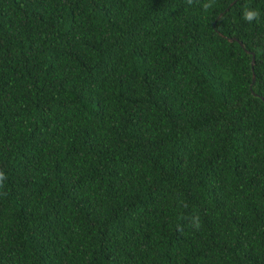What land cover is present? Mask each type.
<instances>
[{
  "label": "trees",
  "instance_id": "trees-1",
  "mask_svg": "<svg viewBox=\"0 0 264 264\" xmlns=\"http://www.w3.org/2000/svg\"><path fill=\"white\" fill-rule=\"evenodd\" d=\"M201 2L0 0V264H264V0Z\"/></svg>",
  "mask_w": 264,
  "mask_h": 264
},
{
  "label": "clouds",
  "instance_id": "clouds-1",
  "mask_svg": "<svg viewBox=\"0 0 264 264\" xmlns=\"http://www.w3.org/2000/svg\"><path fill=\"white\" fill-rule=\"evenodd\" d=\"M189 4L193 2V0H187ZM216 6V0H202L201 8L207 12L213 9ZM261 16L260 11L255 8L245 6L242 17L245 21L252 23L253 21H259ZM6 179L5 174L3 171H0V187H3V182ZM6 195V193H5ZM192 226L197 230L200 228V222L198 217H192Z\"/></svg>",
  "mask_w": 264,
  "mask_h": 264
},
{
  "label": "water",
  "instance_id": "water-1",
  "mask_svg": "<svg viewBox=\"0 0 264 264\" xmlns=\"http://www.w3.org/2000/svg\"><path fill=\"white\" fill-rule=\"evenodd\" d=\"M227 38H230V37H227ZM252 62H253V54H252V52H250V59H249L250 69H252ZM250 80L251 81L253 80V71L252 70L250 72Z\"/></svg>",
  "mask_w": 264,
  "mask_h": 264
}]
</instances>
